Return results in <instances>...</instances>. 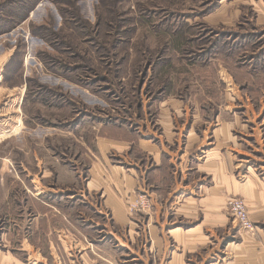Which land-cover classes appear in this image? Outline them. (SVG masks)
<instances>
[{"label": "rangeland", "instance_id": "374dc122", "mask_svg": "<svg viewBox=\"0 0 264 264\" xmlns=\"http://www.w3.org/2000/svg\"><path fill=\"white\" fill-rule=\"evenodd\" d=\"M107 141L126 151L106 156ZM211 149L236 182L264 179V0H0V251L51 261L48 223H71L94 254L107 243L119 263L160 264L156 240L181 226L171 213L211 184L194 174ZM94 162L136 182L127 195L111 180L126 216L111 234L105 189L88 188ZM175 180L185 187L166 206ZM228 201L204 264L230 263L244 236L264 239L263 214L251 211L247 232ZM59 243L53 258L70 264Z\"/></svg>", "mask_w": 264, "mask_h": 264}, {"label": "crops", "instance_id": "0c3cea01", "mask_svg": "<svg viewBox=\"0 0 264 264\" xmlns=\"http://www.w3.org/2000/svg\"><path fill=\"white\" fill-rule=\"evenodd\" d=\"M227 131L228 128H225L222 133L226 134ZM223 139H225V141L220 142L217 146L230 144V137L226 135ZM117 145L122 146V151H126L125 145L107 141L103 143V148L105 149L103 152H106L105 154L107 156L108 152L114 149L117 150ZM191 148L192 147H189L187 150H191ZM214 149L207 151L208 156L206 162L200 165L198 171L194 173L196 175L199 173L201 175L198 174L199 177L205 176V178L210 179L211 184L202 187L203 195L199 197H186L183 204L178 206L176 211L171 213V215L173 214L175 217L174 222L181 224V226L169 230L166 232V237H159L156 240L158 252L161 253L166 246V261L160 262V264H201L202 258H200V254L206 249L209 243L208 234L212 235L214 231L222 229L229 224L230 218L226 215L225 211L226 203L230 198H233L232 195H236L234 197L242 198L246 202L249 213L254 211L262 213L264 216V205H262L264 179L257 177L253 172H249L250 174L247 176L245 183L236 182L234 173H231L234 172V169L230 166L229 161L226 162L223 158L224 155L222 154L223 157H221ZM106 156L103 157L104 162ZM106 163L108 164L107 159ZM100 169L101 166L94 162L91 168V179L88 183V188L92 193L101 190V188L105 189L103 196L104 205H102L101 210L104 214L110 213L112 215V219L114 220L112 221L113 223L105 224L108 233L111 234L113 231H116V228L122 230V228L126 227V225L123 226L124 222L122 221L126 217L124 216L125 207L123 203H119L120 201L116 198L114 192L110 190L112 184L111 180L113 182L114 180L116 182H121L124 185L123 191L126 192L127 195L134 189L136 182L130 174L128 175L124 171L122 172L120 170L118 174H115L117 170L114 167L112 169L113 176L111 180H108ZM183 180L185 182L186 178L181 179V181ZM192 180L193 181L189 184L190 186L187 187L191 188V184H193L195 179ZM181 181L179 180V182H177V180H175V185L172 189L173 192L168 195L166 206H168L172 198L174 199L175 193H178L185 187V184L183 185V183H180ZM67 182L74 183L76 180L71 178ZM124 192L123 195H126ZM106 196L107 199L105 200ZM167 214L168 211L166 210V216ZM119 216L120 219L118 218ZM45 218L48 219L49 217L46 215ZM261 218L260 220L264 222V217ZM38 220L39 218L37 221ZM46 223L47 221H45V224ZM188 225L193 226L187 227ZM47 229L51 231V235H47L46 238L50 239V251L52 255V252L55 250L54 242L56 240L60 242L59 245L63 244V242H69L67 244L64 243L68 247L67 249L65 247V253L71 252L74 254L73 260H75V256L77 257L75 261L70 260L71 258H67L70 264H122V262L119 263L120 259L117 256L115 248L109 247L106 245L107 243L100 246V249H98L99 254H94L89 247L85 248V242L79 238L81 237L79 232L71 223H61L58 226H55L53 223L52 225L48 223ZM36 232H38V239H40L39 235L43 233L39 225L36 227ZM64 232L67 234L65 240L63 237ZM74 243H79L84 249L78 252L76 248L77 245L74 246ZM173 243L174 246H172ZM228 246H230V244H228ZM230 250L234 252V255L232 256L231 262L226 264H264V239L259 241L244 236V241L238 243L237 246H230ZM52 255L51 258L53 260L48 261L49 259L46 260L43 252H41V254H39V252L34 254L37 264H57V260L54 259ZM70 256L68 255V257ZM26 262V255L24 258L21 254L16 255L4 250L0 251V264H25ZM202 264L204 263L202 262Z\"/></svg>", "mask_w": 264, "mask_h": 264}, {"label": "built area", "instance_id": "2783aa9c", "mask_svg": "<svg viewBox=\"0 0 264 264\" xmlns=\"http://www.w3.org/2000/svg\"><path fill=\"white\" fill-rule=\"evenodd\" d=\"M227 209L234 222L247 231L253 232L256 228L250 213L248 211L246 202L242 198L233 197L229 199Z\"/></svg>", "mask_w": 264, "mask_h": 264}]
</instances>
